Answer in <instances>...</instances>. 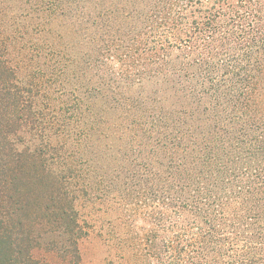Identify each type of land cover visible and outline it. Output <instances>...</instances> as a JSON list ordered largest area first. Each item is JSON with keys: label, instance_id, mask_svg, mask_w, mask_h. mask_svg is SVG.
I'll return each instance as SVG.
<instances>
[{"label": "rangeland", "instance_id": "rangeland-1", "mask_svg": "<svg viewBox=\"0 0 264 264\" xmlns=\"http://www.w3.org/2000/svg\"><path fill=\"white\" fill-rule=\"evenodd\" d=\"M78 9L75 17L71 0H0V264H157L161 196L152 189L165 173L152 152L161 150L130 153L129 120L115 124L156 118L171 92L124 28ZM89 85L101 95L84 90L76 105L75 88Z\"/></svg>", "mask_w": 264, "mask_h": 264}, {"label": "trees", "instance_id": "trees-1", "mask_svg": "<svg viewBox=\"0 0 264 264\" xmlns=\"http://www.w3.org/2000/svg\"><path fill=\"white\" fill-rule=\"evenodd\" d=\"M71 2L75 17L87 7L88 22L124 28L131 50L152 54L153 76L171 92L156 118L115 124L129 120L130 153L161 150L152 152L165 173L152 189L161 196L157 264H264V0ZM110 9L119 15L110 18ZM136 74L125 67V79ZM75 90L76 105L84 90L101 95L91 85Z\"/></svg>", "mask_w": 264, "mask_h": 264}]
</instances>
